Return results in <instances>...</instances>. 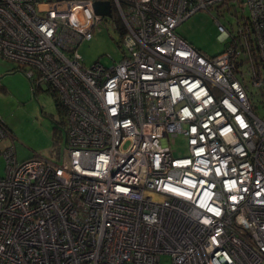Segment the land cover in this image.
I'll return each instance as SVG.
<instances>
[{"label": "built area", "instance_id": "2783aa9c", "mask_svg": "<svg viewBox=\"0 0 264 264\" xmlns=\"http://www.w3.org/2000/svg\"><path fill=\"white\" fill-rule=\"evenodd\" d=\"M95 1L0 0V58L65 123L60 163L2 150L0 264H264V0H234L249 13L217 21L212 56L176 26L231 0ZM103 28L121 56L86 66L78 46Z\"/></svg>", "mask_w": 264, "mask_h": 264}, {"label": "rangeland", "instance_id": "374dc122", "mask_svg": "<svg viewBox=\"0 0 264 264\" xmlns=\"http://www.w3.org/2000/svg\"><path fill=\"white\" fill-rule=\"evenodd\" d=\"M224 8V9H223ZM248 15V6L231 0L229 6L216 10H197L176 26V32L205 55H216L228 43L227 35L217 28V21L230 30L235 28L239 15ZM111 29L103 28L92 39L78 46L86 66L100 59L105 65L121 56ZM264 95V88L261 90ZM253 110L264 117V96L254 94ZM0 116L10 130V136L0 141V177L5 174V158L2 150L13 144L19 161L40 155L57 163L64 150V119L61 107L54 96L42 84L33 90L28 77L12 62L0 58ZM173 155L187 153L186 140L177 135L170 140ZM161 264H170L168 255L161 256Z\"/></svg>", "mask_w": 264, "mask_h": 264}, {"label": "water", "instance_id": "95a60500", "mask_svg": "<svg viewBox=\"0 0 264 264\" xmlns=\"http://www.w3.org/2000/svg\"><path fill=\"white\" fill-rule=\"evenodd\" d=\"M94 10L98 14H105L109 15L110 14V6L108 1H95L94 2Z\"/></svg>", "mask_w": 264, "mask_h": 264}, {"label": "trees", "instance_id": "16d2710c", "mask_svg": "<svg viewBox=\"0 0 264 264\" xmlns=\"http://www.w3.org/2000/svg\"><path fill=\"white\" fill-rule=\"evenodd\" d=\"M55 98V97H54ZM56 99V98H55ZM57 100V99H56ZM59 103V102H58ZM61 110H62V108H61ZM62 114H63V110H62ZM63 119H64V117H63Z\"/></svg>", "mask_w": 264, "mask_h": 264}]
</instances>
